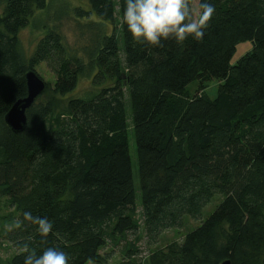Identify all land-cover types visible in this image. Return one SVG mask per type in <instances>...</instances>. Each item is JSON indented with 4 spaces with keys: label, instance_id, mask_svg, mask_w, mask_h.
<instances>
[{
    "label": "trees",
    "instance_id": "1",
    "mask_svg": "<svg viewBox=\"0 0 264 264\" xmlns=\"http://www.w3.org/2000/svg\"><path fill=\"white\" fill-rule=\"evenodd\" d=\"M86 2L87 10L74 9L85 21L80 49L59 26H46L28 55L20 33L50 0H0V198L18 221L30 211L53 222L43 238L17 221L4 234L17 253L0 264H23L25 243L38 254L64 251L70 264H106L102 252L120 241L129 259L121 264H264V0H210L216 11L201 41L160 47L132 39L124 0ZM245 42L252 50L232 64ZM43 63L56 81L16 134L5 116ZM83 78L94 90L71 96ZM187 219L200 224L145 259L128 242L143 232L157 246Z\"/></svg>",
    "mask_w": 264,
    "mask_h": 264
},
{
    "label": "rangeland",
    "instance_id": "2",
    "mask_svg": "<svg viewBox=\"0 0 264 264\" xmlns=\"http://www.w3.org/2000/svg\"><path fill=\"white\" fill-rule=\"evenodd\" d=\"M195 17L199 14V0H195L194 3ZM88 9L86 0H50V7L46 14L40 13L37 15L32 25L21 31L20 39L22 45L28 55H31L39 38L43 34V27L49 26H59L64 38L72 49H80V31L79 23H85V21H77L74 15L75 8ZM253 48L251 42H245L238 46L237 52L232 60V64H236L243 56L249 53ZM37 73L43 80L50 85H53L56 81V76L52 73L46 64H41L37 68ZM219 83L217 81L211 83L207 90V94L211 98H216L218 93ZM189 89L194 92L196 90V85H190ZM94 90L90 79L83 78L71 96L82 97L86 96L90 91ZM130 153L132 156L133 166H134V176L136 188H139V181L137 178V151L136 145L133 139V133L130 132ZM221 201L218 197L214 202L208 205L204 211V218H206ZM15 209L9 207L7 201L0 198V257L3 260H10L16 253L15 247L5 240L4 234L9 229L15 227L18 219L16 220ZM200 222L192 219H187L185 225L181 229L170 230L163 234L160 243L157 246H149L145 237H143V232H140L136 240V236H129L128 242L136 243L140 251L139 258H146L152 250H157L165 248L168 244L172 242H180L185 234L190 230H193L199 226ZM120 244L109 243L108 247L102 252V255L108 258L106 264H121L122 262L128 261L123 257L125 253V242H119Z\"/></svg>",
    "mask_w": 264,
    "mask_h": 264
},
{
    "label": "clouds",
    "instance_id": "3",
    "mask_svg": "<svg viewBox=\"0 0 264 264\" xmlns=\"http://www.w3.org/2000/svg\"><path fill=\"white\" fill-rule=\"evenodd\" d=\"M197 17H193L189 0H124L123 23L137 43L151 47L162 46V41L174 40L182 44L192 38L201 41L216 11L210 0H202ZM28 223L36 226L38 234L47 238L53 232V222L46 217L23 212L17 226ZM19 251L24 254L23 264H70L64 251L48 247L41 253L23 244Z\"/></svg>",
    "mask_w": 264,
    "mask_h": 264
},
{
    "label": "water",
    "instance_id": "4",
    "mask_svg": "<svg viewBox=\"0 0 264 264\" xmlns=\"http://www.w3.org/2000/svg\"><path fill=\"white\" fill-rule=\"evenodd\" d=\"M26 80L27 97L18 100L5 116L7 126L16 134L23 133L26 130L28 126L27 112L46 90V82L35 71L27 73ZM222 264H232V262L228 260Z\"/></svg>",
    "mask_w": 264,
    "mask_h": 264
}]
</instances>
